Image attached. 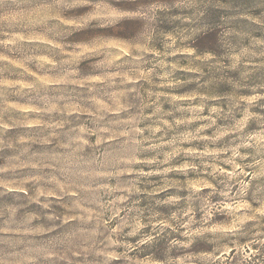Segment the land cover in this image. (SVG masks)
Here are the masks:
<instances>
[{
    "label": "clouds",
    "instance_id": "1",
    "mask_svg": "<svg viewBox=\"0 0 264 264\" xmlns=\"http://www.w3.org/2000/svg\"><path fill=\"white\" fill-rule=\"evenodd\" d=\"M0 264H264V0H0Z\"/></svg>",
    "mask_w": 264,
    "mask_h": 264
}]
</instances>
